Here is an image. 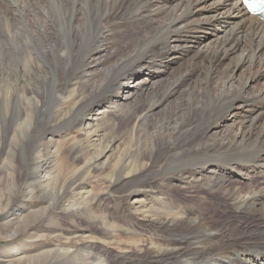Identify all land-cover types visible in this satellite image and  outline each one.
Segmentation results:
<instances>
[{"label":"bare ground","instance_id":"1","mask_svg":"<svg viewBox=\"0 0 264 264\" xmlns=\"http://www.w3.org/2000/svg\"><path fill=\"white\" fill-rule=\"evenodd\" d=\"M96 26L97 30L93 31L92 28ZM214 31L220 34L213 35ZM88 39L94 43V47L85 49L77 64L73 62V68L66 72V86L60 88L61 96L55 97V102L61 100V103L67 98L68 91L74 94L75 84L79 85L80 98L77 99L74 94L71 106H62L63 113L58 116L59 122L55 127H60V131L83 127L85 135L93 137V134L101 131L98 122L106 126L116 125L115 121L120 117L125 134L131 133L128 138L136 140L135 150L129 154L130 157L127 156L125 169L132 157L137 155L136 152L146 154L148 151L147 160L152 164L150 169L153 171L161 167L164 161L153 154L160 145L159 140H163L166 134V137H170L180 131L177 125L169 128L170 123L175 124L183 118V114H178L179 110H176L173 114L175 117L170 116L162 122L159 120L162 123L159 131L143 138L142 122L146 116L132 115L124 110L136 91L150 92L148 85L164 75L169 66L167 63L180 62L178 65H181L185 58H189L187 62L190 67L198 64L199 69H196L199 74L192 82L196 85L190 86L188 83L189 74L192 73L190 70L185 69L184 74L179 69L173 71L175 80L170 84L166 99H160L156 106L154 104L153 110L170 97L177 100L175 109L192 106L197 109L210 98L225 104L219 117L205 130L199 142L194 143L195 152L209 153L215 150L221 153L218 159L184 162L178 168L181 170H175L176 173L171 176H154L153 186L137 184V179L130 177L133 171L121 177L127 183L125 186L135 185L127 193L129 198L134 202L149 201L144 205L145 219H132L139 228L130 222L131 228L128 230V234H142L151 241L150 256H139L137 264H264V187L225 186L228 178L235 174L240 178L251 179L253 176L264 180V23L247 13L241 0H0V100L2 90L6 91L7 112L12 103L9 96L12 91H18L20 99L29 106L37 110L45 108L44 95L48 87L43 88L44 82L40 84V79L44 76L56 78V74L45 73L41 67L27 61L48 60L57 64L62 60V51L70 49L75 42ZM109 44L130 47L119 53H105ZM113 57L119 59L118 63L106 67V59ZM89 64L93 70L86 77L84 69ZM55 68L61 69L60 66ZM93 71L96 74L91 77ZM249 84L254 88L252 91L248 88ZM96 93H100L99 97L95 96ZM2 123L3 120L0 127ZM23 124L30 125L29 116ZM44 134L39 141L38 151H35L38 158L30 167V182L21 190L26 191L28 198L36 190L40 191V201L46 205L21 217L18 220L21 230L13 232L7 238L9 240L17 233L28 232L33 226L40 229L35 237L44 238L57 233L43 220L50 214V219L55 220L51 224L58 223L54 212L65 201L70 182L73 202L66 205L65 211H72L69 214L74 218L83 216L86 211L83 202L86 200L74 193L79 184L77 178L69 182L67 180L70 178L66 179L59 185L57 191L61 201L55 203L56 198L50 196L53 183L47 172L48 157L40 153L42 146L49 150L58 141ZM127 148L128 143L124 152ZM54 149L53 152L58 155L60 151L56 147ZM61 166L69 168L66 164ZM39 169L43 172L37 177L35 173ZM71 170L76 173V169ZM181 185L189 190L192 187L202 192H221L231 211L219 206L215 213H211L207 209V206L211 208V204L206 196L199 199L190 197L191 200L184 203H175L172 190ZM86 231L83 230L81 234L84 235ZM128 234L129 239L133 238ZM84 242L87 247L92 246L91 239ZM60 249L44 251L39 258L40 264H49L56 259V254L61 261L56 260L53 264H63L66 259L79 255L80 264H111L102 253L88 252L86 247L83 252L75 250L76 246L73 251L66 247ZM23 254L19 257L14 252L13 258L8 263L5 261L6 264H23L28 260L27 254ZM119 263L133 264V261L122 258Z\"/></svg>","mask_w":264,"mask_h":264},{"label":"rangeland","instance_id":"2","mask_svg":"<svg viewBox=\"0 0 264 264\" xmlns=\"http://www.w3.org/2000/svg\"><path fill=\"white\" fill-rule=\"evenodd\" d=\"M97 28L98 27L96 26L92 28V30H97ZM128 32L129 31L127 30V33ZM217 34L220 33L215 31L213 32V35ZM93 44V42H89V39L87 41L75 42L70 47V49L62 51L61 55L63 57L60 58L62 60H59V63L57 64L48 60L27 61L29 63H35L37 66L41 67L43 72L48 71L56 74V78L44 76L46 79H40V84L44 82L42 87H48L47 93L44 95L46 96L45 108L42 107L37 110V108L29 106L25 101L20 99L18 91H12L9 94L12 99V103L9 108L10 114H8L9 112H7L6 109L7 103L4 98L7 95V92L4 90L1 92L2 99L0 100V122L3 120V123L0 127V205L3 206L2 208L0 206V264H6V262H10L13 258L12 256L14 255V252L15 254H18L19 257L21 254L24 255L23 253L27 254L28 260H26V263L24 262L23 264H40L41 260L39 258H41V255L44 253V251H60V248L62 247L69 248V250L73 251L74 246L77 247V249H75L77 251L79 250L83 252L86 247L88 252H100L111 261V264H120L119 262H122V258H129L133 261V264H137L140 261V257L150 256L151 241L150 238L143 237L142 234L139 236L135 234H128V230L131 228V223L134 224L132 219L137 221H143V219H145L147 215L144 211V205H147L149 201L134 202L133 199L127 196V193L133 190L135 185L130 184L129 186H125L127 183H125L121 178L124 176V173L133 171L134 174L130 177L131 179L136 178L137 184L153 186L154 184H152V180L155 179L154 176L159 177V175L162 176L163 174L171 176L172 173H176V171L181 170L178 168H181L185 163L194 161L198 162L204 158L215 160L218 159L221 154H218L215 150H211L209 153L204 151L195 152L194 147L196 144L194 143L199 142L201 135L210 125L215 122L216 118L219 117L218 114L223 111L225 107L224 102L210 98L209 100L204 101L202 104L204 106L199 105L197 109L195 107L193 108V106L186 107L184 109H175L177 107V100H174L175 98L170 97L166 100L168 103L165 102L156 110L152 109L154 107L153 105L155 104L156 106L160 99H166V96L169 93L168 91L170 84L175 80V73H173V71L179 69L184 74L185 69L190 70L192 73L189 74L190 81H188V83L189 85L191 84L190 86L196 85L192 82L199 74V65L195 64L193 67H190L189 63L187 62L189 58H185L186 60L184 59L188 63L187 65L184 60L181 62V65H178L180 62L170 64L167 63L169 66L166 71H168H165L161 78L152 80L153 82L148 85V87H150V92L142 93L136 91L130 103L124 108V110L129 114L146 116L142 122L144 123L141 130L143 134V136H141L143 138H147V136L151 135L156 130L159 131L162 127L161 122L170 116L172 117L173 114L176 113V110H179L178 114H183V118H181L180 121L178 120L175 124H169V128H174L177 125L178 129L180 130L179 133L171 135V138L166 137V134L163 140H159L160 145H157L158 147L156 151L153 152L155 156L164 161L163 165L158 169H153V171L150 169L152 164L149 160H147L149 151L146 154H139L135 151L137 155L132 157L133 160L128 163L125 169V165L128 161L127 156H129V154L135 150L136 140H134V138H128L131 136V133H129V135L125 134V130H123V127L119 121L120 117H117V120L115 121L116 125L107 124L109 126H106L102 125V122H98L101 131L93 134V137H87L83 127L75 129L70 128L67 131H60V127H55L59 122L58 116L63 113L62 106H71L74 94L77 99L80 98V92L78 89L79 85L75 84V86H73V88H76V91L74 90V94L73 92L68 91L66 94L67 98L63 99L61 103V100H57L55 102V97L59 95L61 96L59 91L60 88L62 89V87L66 86V72L73 68V62L77 64L82 52L87 48H92ZM123 46L124 45L120 44H109L108 47L106 46L107 50L105 53L109 51H115L119 53L120 51L128 50L130 47L128 46L127 48V46ZM104 57L105 54L101 58L104 59ZM117 61H119V59L115 57L106 59V67L115 65L118 63ZM55 66H60L61 69H56ZM92 70L93 67L91 64H89L87 68L84 69V76L88 77L90 74H92ZM95 74L96 72L93 71V75L91 77H94ZM172 75L174 77H172ZM252 84H249L248 86L250 91L254 89L251 87V85L255 87V84ZM48 91L50 92L48 93ZM99 94L96 93L95 96L99 97ZM180 95L183 96V94H179L178 96ZM66 102L70 104L68 105ZM28 116L30 117V125H25L23 123L25 118ZM159 120H161V122ZM26 126L28 127L26 128ZM185 131L188 132L186 133ZM44 133L50 135V138L52 136L53 140L58 141L57 143L51 145L49 150L48 147L42 146L43 151L40 153L48 157L49 168L47 167V172L53 183V187L51 188L54 189L50 190V196L56 198L55 203L57 201H61L58 199L60 195L57 190L66 181V179L70 178L67 180V182H69L72 181L71 179L77 178V183L79 184L74 190V193L79 194L82 197V200H86L83 201L85 202L84 210L86 211L84 212L83 216H79L81 218H74L72 214H69L72 213L70 210L65 211L67 207L66 205L69 203L72 204L73 202V199H71L73 192L70 191V182V187L68 188V192L64 197L65 201L59 204L58 208L54 212V216H57L56 218L58 223L51 224L55 222V220H51L50 214L48 213L47 217H45L43 220V223L47 222L45 224H48V226H50L51 229L56 230L57 233L51 236H44V238L35 237L37 231L40 229L33 226L26 233H17L15 236H13V241H11L12 239L9 240L7 238L12 235L13 232H19L21 230V226L19 224L20 221L18 220L21 217H25V215L28 213H33L44 208L46 205L40 201V199H42L40 191L36 190V193H33L32 196L28 198L26 191L21 190L22 187H25L30 182L28 178L31 171L30 167L36 162L38 158V154H36L35 151L41 144L39 141H41L43 138ZM133 136L135 137L136 135ZM126 143H128V148L124 152ZM54 147L60 151L58 155L53 152V150H55ZM175 147L177 149H175ZM189 154H191V156ZM169 160L171 163L168 162ZM171 160H174V162ZM189 160L190 162H188ZM146 161L149 163L147 164ZM61 164H66V166L69 168H62V166L60 167ZM115 166L117 167L116 170L114 168ZM72 168L76 169V173L71 170ZM145 168H147V170H145ZM48 170H50L51 173H49ZM118 170L119 173H117ZM42 172L43 170L39 169L35 173V176L40 177ZM144 178L146 181H148L146 182ZM239 185H241L243 188H248V186L259 188L264 187V180H262V178L260 180L253 176L251 179L240 178L235 174L234 176H230V178H228L227 184H225L226 187H235ZM190 188L191 189L189 190V188L185 187V185H181L177 189H171L173 194L172 198H174L173 201H175V203H184L187 200H191L190 197L199 199L203 196H206L211 204V208L210 206H207V209H209L211 213H215V210L219 206L228 212L231 211L227 201L222 198L223 194H221V192L208 193L205 191L202 192L200 189H192V187ZM122 190L124 192H122ZM54 193H56V195ZM62 209L64 211H61ZM114 225H116V227H114ZM135 227L139 228L137 225H135ZM83 230L86 231L84 235L81 234ZM127 234L133 238L129 239ZM95 237L99 238L96 239ZM89 239H91L92 246L87 247L84 241ZM97 246H100V248ZM79 256L68 258L63 264H80ZM55 261H61V258H59L57 254L56 259L51 260L49 264H53Z\"/></svg>","mask_w":264,"mask_h":264}]
</instances>
